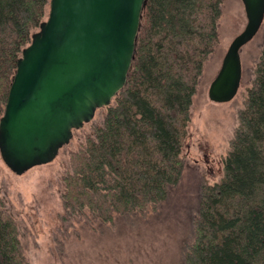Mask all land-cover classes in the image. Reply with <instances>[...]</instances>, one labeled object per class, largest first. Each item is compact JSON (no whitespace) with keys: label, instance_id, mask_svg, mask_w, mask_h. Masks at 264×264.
Returning <instances> with one entry per match:
<instances>
[{"label":"trees","instance_id":"trees-1","mask_svg":"<svg viewBox=\"0 0 264 264\" xmlns=\"http://www.w3.org/2000/svg\"><path fill=\"white\" fill-rule=\"evenodd\" d=\"M225 0H146L124 87L71 154L63 202L103 221L156 209L182 177L183 140ZM50 0H0V119L17 62ZM224 178L204 184L183 264H264V46ZM0 264H27L0 195Z\"/></svg>","mask_w":264,"mask_h":264},{"label":"rangeland","instance_id":"rangeland-1","mask_svg":"<svg viewBox=\"0 0 264 264\" xmlns=\"http://www.w3.org/2000/svg\"><path fill=\"white\" fill-rule=\"evenodd\" d=\"M246 24L242 0H225L219 41L205 64L183 140L182 177L156 209L115 215L105 222L88 210L71 213L64 206L63 179L72 171L71 154L103 123L107 107L98 109L90 122L75 130L70 143L50 163L17 175L0 155V195L19 229L27 264L184 263L187 246L195 240L200 188L224 178L223 160L231 150L240 123L239 112L244 108L264 46L263 23L241 50L242 80L236 96L230 102H212L209 86L229 45Z\"/></svg>","mask_w":264,"mask_h":264},{"label":"water","instance_id":"water-1","mask_svg":"<svg viewBox=\"0 0 264 264\" xmlns=\"http://www.w3.org/2000/svg\"><path fill=\"white\" fill-rule=\"evenodd\" d=\"M146 0H50L46 19L17 62L0 119V155L17 175L52 162L74 131L107 107L127 81ZM244 30L209 86L230 102L242 80L241 50L264 23V0H242Z\"/></svg>","mask_w":264,"mask_h":264}]
</instances>
